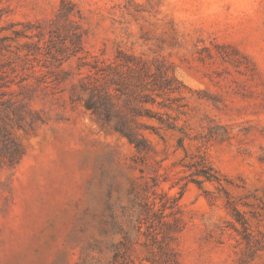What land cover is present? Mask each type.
I'll list each match as a JSON object with an SVG mask.
<instances>
[{
	"label": "rangeland",
	"instance_id": "1",
	"mask_svg": "<svg viewBox=\"0 0 264 264\" xmlns=\"http://www.w3.org/2000/svg\"><path fill=\"white\" fill-rule=\"evenodd\" d=\"M126 56L175 77L141 154L86 109ZM0 140V264H264V0H0Z\"/></svg>",
	"mask_w": 264,
	"mask_h": 264
},
{
	"label": "trees",
	"instance_id": "2",
	"mask_svg": "<svg viewBox=\"0 0 264 264\" xmlns=\"http://www.w3.org/2000/svg\"><path fill=\"white\" fill-rule=\"evenodd\" d=\"M62 4L64 5V3ZM73 16L71 11L63 13L62 8H60L55 15V22L52 24H56L59 19H62L65 21L66 26L73 29L70 34L68 32L66 34L71 37L67 36L70 44L74 45V48L76 47L71 55L76 56L83 50L81 48V36L73 27L76 24L71 18ZM126 59L130 61V64L111 63L93 68L96 84L88 92L86 109L91 112V115L100 126L121 135L138 154H141L151 148V143L146 135L162 138L160 131L176 130V126L169 121V117H167L168 119L163 118L164 115L167 116L168 114H160L149 108V106L166 108L158 99H165L168 93L173 91L170 82L175 80V77L168 74L166 70L146 61L137 60L132 56H126ZM152 68H154V72ZM111 91L115 93V97L121 102L120 106L113 101L115 97H113ZM0 141L4 153L2 155L7 159L5 164L13 166L21 157L20 147L12 140H9V143L3 140ZM196 165L199 168L195 171V175L203 178L202 181H211L212 177L209 174L211 168L206 165L202 166L199 163H196ZM199 183L196 182L198 185ZM150 205L155 206L156 203L153 201ZM175 205V201L168 198V202H160V207L155 210V213L161 212V225L166 230H178L179 219L174 216ZM167 210L169 212L166 214Z\"/></svg>",
	"mask_w": 264,
	"mask_h": 264
}]
</instances>
